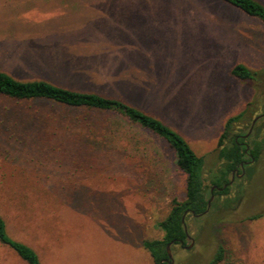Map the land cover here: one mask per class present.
<instances>
[{
	"label": "rangeland",
	"instance_id": "rangeland-1",
	"mask_svg": "<svg viewBox=\"0 0 264 264\" xmlns=\"http://www.w3.org/2000/svg\"><path fill=\"white\" fill-rule=\"evenodd\" d=\"M0 71L119 97L213 166L226 120L246 109V132L264 112V22L222 0H0ZM237 191L218 220L187 215L194 243L170 264H209L219 244L217 264H264V150ZM185 193L171 147L119 114L0 96V213L40 264H155L142 240ZM0 264L27 263L0 243Z\"/></svg>",
	"mask_w": 264,
	"mask_h": 264
},
{
	"label": "trees",
	"instance_id": "trees-1",
	"mask_svg": "<svg viewBox=\"0 0 264 264\" xmlns=\"http://www.w3.org/2000/svg\"><path fill=\"white\" fill-rule=\"evenodd\" d=\"M250 16L259 18L264 22V4L258 0H222ZM232 74L246 81L257 78L258 71L249 68L243 63H237L232 68ZM0 96L17 100L47 99L73 107H82L108 111L119 114L132 125L146 130L163 139L173 150L176 165L186 174V193L182 200L173 199L168 214L156 222L163 231L161 239H144L143 247L150 252L155 264H161L160 260L167 256V244H179L180 240H186V232L183 223V214L202 213L208 207L212 186L223 187L221 190L214 189V199L210 209L203 214L214 221L221 218L225 210L234 209L241 201L239 191L232 193L233 186L240 181L230 183V172L245 156L244 146L236 140V122L240 121L246 109L237 115L229 117L224 125L220 136L217 161L213 166H207L205 156L198 155L191 145L177 131L168 126L161 119L143 111L142 109L124 101L116 96H107L95 91H83L66 88L53 84L43 79L21 80L5 71H0ZM261 127L256 126L250 134L251 149L255 160L247 167L246 178H251L255 173V165L259 161L264 150V139L257 140ZM210 175L208 179L206 175ZM208 180V182H206ZM187 215L185 216V222ZM264 213L250 216L251 219L263 217ZM0 243L10 247L27 264H40L37 251L27 243L11 236L7 224L0 213ZM224 258V247L218 245L214 257L209 264H217Z\"/></svg>",
	"mask_w": 264,
	"mask_h": 264
},
{
	"label": "flooded vegetation",
	"instance_id": "flooded-vegetation-1",
	"mask_svg": "<svg viewBox=\"0 0 264 264\" xmlns=\"http://www.w3.org/2000/svg\"><path fill=\"white\" fill-rule=\"evenodd\" d=\"M264 112L260 113V114H263ZM260 114H257L256 116L260 115ZM255 116V117H256ZM254 117V118H255ZM264 117V115L260 116L257 121L254 123L253 125V120L254 118L252 119L251 123H250V126L248 128V130L245 132V131H237V135H236V140L238 141V139H244L242 141H238L239 144H242L244 146V151H245V156L240 160V162L236 165L235 168H233L230 172V183H233L236 181V179H242L244 177H246V173H247V167L250 165V164H253L254 163V156L253 154L250 152V149H251V145L247 142L248 139H250V134L253 132L254 128L258 125V122ZM249 133V134H248ZM248 134V135H247ZM244 170V174L241 175V173L243 172ZM234 177V178H233ZM232 180V181H231ZM215 186V185H214ZM213 187V186H212ZM217 189V186L215 187ZM214 188V189H215ZM213 189V191H214ZM211 192V195L213 194L214 195V192ZM210 195V197H211ZM215 196V195H214ZM210 199V198H209ZM214 199V198H213ZM187 211V210H186ZM185 211V212H186ZM184 212V214H185ZM183 214V215H184ZM188 214V211L186 213V215ZM193 214V213H192ZM185 215V216H186ZM194 215V214H193ZM202 216V215H201ZM187 224V223H186ZM189 231V230H188ZM190 239V238H187L186 237V240H180L179 244L183 247H186L187 248V245H186V241ZM183 241V242H182ZM189 245V244H188ZM172 247H173V242H171V250H172ZM192 247V246H191ZM167 259V260H166ZM160 263L161 264H170V259L168 258V255L166 257H163L161 260H160Z\"/></svg>",
	"mask_w": 264,
	"mask_h": 264
},
{
	"label": "water",
	"instance_id": "water-1",
	"mask_svg": "<svg viewBox=\"0 0 264 264\" xmlns=\"http://www.w3.org/2000/svg\"><path fill=\"white\" fill-rule=\"evenodd\" d=\"M262 115H264V113H263V114H260V115H258V116H256V117L254 118V120H253V125H254V123L257 121V119H258L260 116H262ZM248 134H249V133H248ZM248 134H247V135H248ZM243 174H244V170H243V172L241 173V175H243ZM233 178H234V177H233ZM231 181H232V180H231ZM226 186H227V184H225L223 187H217V189L221 190V189L225 188ZM215 187H216V185L213 186V187L211 188V192L213 191V189H214ZM213 198H214V195L212 194L211 197H210V199H209L208 207H207L206 211H204V212H202V213H195V212H192V213H193L195 216H201V215L205 214V213L210 209L211 202H212ZM186 213H187V211H186L185 214L183 215V223H184V228H185V232H186V237H187V238H191V235H190V233H189V231H188L187 224H186V222H185V215H186ZM182 242H183V241H182ZM193 243H194V239H191V243H190L189 245H187V248H190V247L193 245ZM167 255H168V258L170 259V263H172V262H173V255H172V250H171V242L167 244ZM166 260H167V259H166Z\"/></svg>",
	"mask_w": 264,
	"mask_h": 264
}]
</instances>
